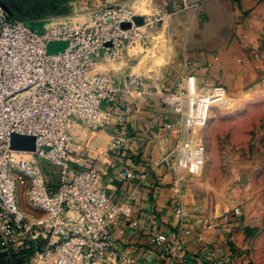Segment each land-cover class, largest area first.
Masks as SVG:
<instances>
[{
	"label": "built area",
	"instance_id": "obj_1",
	"mask_svg": "<svg viewBox=\"0 0 264 264\" xmlns=\"http://www.w3.org/2000/svg\"><path fill=\"white\" fill-rule=\"evenodd\" d=\"M1 2L0 254L12 264L136 263L115 242L112 230L118 221L131 218L132 197L107 188L106 172L75 167L70 142L78 123L89 129L115 127L111 149L126 148L131 137L126 126L131 114L128 96L145 86L137 75L116 84L95 71L96 61L101 55L112 58L144 44L169 13L140 17L129 7L112 4L91 10L83 22L56 16L35 28L12 18ZM136 17L142 18L141 25L135 23ZM56 42L65 43L64 49L50 52ZM229 100L224 86L199 85L191 74L163 98L176 117V123L165 128H178L182 134L165 157L178 190L180 173L198 174L205 165V148L195 140V132L206 127L214 106ZM117 105L122 107L121 115L114 113ZM14 135L34 137L35 151L14 149ZM86 154L82 151L79 158ZM111 168L116 169V164ZM118 176L127 182L137 178L133 170L120 171ZM173 209L182 222L186 210L180 195ZM183 232L179 227L154 238L160 255L171 264H233L224 247L186 252Z\"/></svg>",
	"mask_w": 264,
	"mask_h": 264
},
{
	"label": "crops",
	"instance_id": "obj_2",
	"mask_svg": "<svg viewBox=\"0 0 264 264\" xmlns=\"http://www.w3.org/2000/svg\"><path fill=\"white\" fill-rule=\"evenodd\" d=\"M31 1V0H28ZM37 15L25 21L38 28L44 20L56 17L64 5L70 6L69 16L83 22L91 10L100 6L122 4L140 17L155 16L167 11L169 17L160 22L144 44L135 46L131 57L119 62L99 56L95 71L100 74L122 73L124 81L138 71L155 88L151 94L131 93L128 101L131 114L127 128L131 137L125 149H111L112 129H89L75 124L70 152L75 167L95 168L106 172L104 185L119 196L132 197L131 218L118 221L112 228L115 242L136 264H171L157 250L154 238L183 228V249L192 254L204 247H224L235 241L224 236L218 222L193 218L187 208L186 191L173 184L166 155L181 139L176 117L163 103L177 91L187 74L194 75L199 85H221L229 92L256 82L264 70V0H42ZM12 18L17 19L12 16ZM19 20V19H18ZM161 54L164 71H149L157 63L153 54ZM152 56H149V55ZM138 62V65H137ZM113 66L114 68H112ZM123 70H119L120 67ZM116 68V69H115ZM147 68V70H146ZM121 81V82H122ZM115 115L123 113L114 106ZM82 151H87L79 158ZM116 164V169H112ZM133 170L136 180L127 182L118 172ZM180 195L186 216L182 222L174 217L173 204ZM209 226H204V222Z\"/></svg>",
	"mask_w": 264,
	"mask_h": 264
},
{
	"label": "rangeland",
	"instance_id": "obj_3",
	"mask_svg": "<svg viewBox=\"0 0 264 264\" xmlns=\"http://www.w3.org/2000/svg\"><path fill=\"white\" fill-rule=\"evenodd\" d=\"M130 51L122 50L107 59L123 65L131 57ZM152 57L157 65L148 70L164 71L161 54ZM116 70L104 75L119 84L123 76ZM134 74L142 79L145 89L132 93L151 95L155 88L139 70ZM228 95L229 103L214 106L206 127L194 134L206 152L202 171L180 173L179 188L186 191L193 218L218 222L224 236L235 241L226 245L233 264H264V70L256 82L228 91Z\"/></svg>",
	"mask_w": 264,
	"mask_h": 264
},
{
	"label": "water",
	"instance_id": "obj_4",
	"mask_svg": "<svg viewBox=\"0 0 264 264\" xmlns=\"http://www.w3.org/2000/svg\"><path fill=\"white\" fill-rule=\"evenodd\" d=\"M1 7L11 16L10 14V9L5 4L4 0L1 2ZM71 10L70 6L68 4L62 6L56 13V16H66L70 15ZM135 23L137 25H141L143 23L142 18L136 17L134 19ZM125 27H129V24L124 25ZM65 43L62 42H56L52 43L49 47L50 52H58L64 49ZM12 147L16 150H26V151H35V138L34 137H23V136H18L14 135L12 137ZM44 250V246L39 247V251L42 252ZM0 264H12L9 259H6V255L1 253L0 254Z\"/></svg>",
	"mask_w": 264,
	"mask_h": 264
},
{
	"label": "flooded vegetation",
	"instance_id": "obj_5",
	"mask_svg": "<svg viewBox=\"0 0 264 264\" xmlns=\"http://www.w3.org/2000/svg\"><path fill=\"white\" fill-rule=\"evenodd\" d=\"M10 9L11 16L27 21L30 15H37L38 9L43 5L42 0H4Z\"/></svg>",
	"mask_w": 264,
	"mask_h": 264
}]
</instances>
